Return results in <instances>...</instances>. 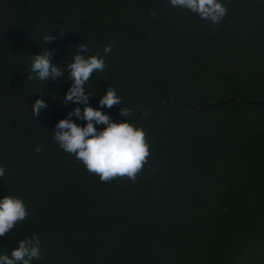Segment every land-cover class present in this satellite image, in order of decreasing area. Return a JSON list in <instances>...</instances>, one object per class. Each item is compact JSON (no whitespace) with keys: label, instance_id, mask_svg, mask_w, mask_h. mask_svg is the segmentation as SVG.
<instances>
[{"label":"trees","instance_id":"trees-1","mask_svg":"<svg viewBox=\"0 0 264 264\" xmlns=\"http://www.w3.org/2000/svg\"><path fill=\"white\" fill-rule=\"evenodd\" d=\"M221 3L228 13L213 25L169 0H0V103L32 113L42 98L39 116L55 124L83 110L63 101L78 44L107 64L84 86L91 107L115 87L122 103L101 110L134 125L165 101L138 125L151 155L135 183L100 182L59 149L55 127L0 106V198L29 212L0 254L35 235L32 264H264V103L241 101L264 99V0ZM45 48L64 76L29 80V57ZM230 97L195 110L170 101Z\"/></svg>","mask_w":264,"mask_h":264},{"label":"clouds","instance_id":"clouds-1","mask_svg":"<svg viewBox=\"0 0 264 264\" xmlns=\"http://www.w3.org/2000/svg\"><path fill=\"white\" fill-rule=\"evenodd\" d=\"M174 8L186 9L202 20L210 21L218 25L228 13L226 5L221 0H169ZM152 16L156 13L153 11ZM41 39L44 44L51 43L55 37L43 33ZM91 50L85 44L77 45V52L72 61L67 64L68 80L71 86L63 96L65 103L83 104V110L75 107L66 118L60 119L54 130L53 139L59 149L73 155L83 164L89 175L99 178L102 183H110L116 178H127L135 183L138 175L148 163L151 155L150 144L146 139V133L128 120L114 122L111 117L101 109L112 108L122 103L115 87H108L106 93L99 100V108L89 105L90 95L85 91V84L96 72H103L107 67L104 56L100 53L86 55ZM113 46L105 45V56L112 53ZM53 53L48 49L33 54L29 57L31 63L28 66L29 80L57 81L64 76V70L52 62ZM47 108L44 99H36L32 105V113L39 116L42 109ZM132 110L128 107H120L119 115L128 117ZM85 121L82 126L75 123L71 117ZM105 127L98 130L96 125ZM37 153L43 149L37 147ZM6 168L0 165V177L5 175ZM29 215L27 205L23 199L5 195L0 198V237H4L18 223L23 222ZM41 242L38 236L22 239L18 247L11 250L10 254H0V264H32L34 260L41 259Z\"/></svg>","mask_w":264,"mask_h":264},{"label":"water","instance_id":"water-1","mask_svg":"<svg viewBox=\"0 0 264 264\" xmlns=\"http://www.w3.org/2000/svg\"><path fill=\"white\" fill-rule=\"evenodd\" d=\"M236 98L234 97H230V98H224V99H219V100H215V101H210V102H207V103H204L202 105H200L199 107H195L193 106L192 104L190 103H187L185 101H181V100H175V99H170V101L172 102H175V103H179V104H183V105H187L191 110H195L197 108L199 109H204V108H210V107H213L217 104H220L224 101H228V100H234ZM242 102H245V103H250V104H257V103H264V99H261V100H241ZM163 103H165V101H162V102H159L156 107L150 111V112H147L145 114L142 115V117L134 124L136 127H138V125L149 115L153 114L156 112V110L159 108L160 105H162ZM0 106L1 107H4V108H7V109H10V110H13V111H16V112H19L21 114H24V115H27L31 118H34L36 120H39V121H42V122H47L49 123L51 126L55 127V123L51 122V121H48L40 116H34L32 113L28 112V111H25L23 109H20V108H17V107H12V106H9V105H6V104H2L0 103Z\"/></svg>","mask_w":264,"mask_h":264}]
</instances>
